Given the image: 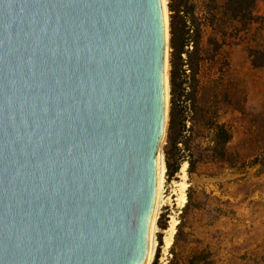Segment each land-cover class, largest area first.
Segmentation results:
<instances>
[{
	"label": "water",
	"instance_id": "95a60500",
	"mask_svg": "<svg viewBox=\"0 0 264 264\" xmlns=\"http://www.w3.org/2000/svg\"><path fill=\"white\" fill-rule=\"evenodd\" d=\"M168 49L162 0H0V264H147Z\"/></svg>",
	"mask_w": 264,
	"mask_h": 264
},
{
	"label": "rangeland",
	"instance_id": "374dc122",
	"mask_svg": "<svg viewBox=\"0 0 264 264\" xmlns=\"http://www.w3.org/2000/svg\"><path fill=\"white\" fill-rule=\"evenodd\" d=\"M226 2L217 0L220 6ZM254 19L246 27L204 26L199 66L181 69L176 116L185 131L179 150L169 156L177 171L170 180L164 176L151 264L156 256V264H168L194 248L208 250L214 264H264V67L253 68L248 58L249 49L264 47V1L256 3ZM167 57L170 86V46ZM216 124L231 135L223 156L212 150ZM168 126L169 117L164 164ZM175 222L165 249V231Z\"/></svg>",
	"mask_w": 264,
	"mask_h": 264
},
{
	"label": "trees",
	"instance_id": "16d2710c",
	"mask_svg": "<svg viewBox=\"0 0 264 264\" xmlns=\"http://www.w3.org/2000/svg\"><path fill=\"white\" fill-rule=\"evenodd\" d=\"M264 0H227L220 6L217 0H168L170 34V113L166 144L163 154L166 166V179L170 180L177 170L172 171L170 153L179 150L185 124L176 116L177 92L183 66H199L203 27L219 23L238 24L246 27L254 19L255 5ZM192 50H189V48ZM183 55L185 58H183ZM248 58L253 68L264 67V47L248 50ZM213 152L225 155L226 145L231 135L224 125H214ZM189 199V198H188ZM188 205V202L186 203ZM161 229L164 226L159 224ZM178 233L175 234L177 237ZM160 243V240H159ZM157 256L152 264H156ZM168 264H214L211 253L206 249L194 248L181 256H173Z\"/></svg>",
	"mask_w": 264,
	"mask_h": 264
},
{
	"label": "bare ground",
	"instance_id": "6f19581e",
	"mask_svg": "<svg viewBox=\"0 0 264 264\" xmlns=\"http://www.w3.org/2000/svg\"><path fill=\"white\" fill-rule=\"evenodd\" d=\"M163 2V12H164V19H165V23L167 20V14H166V0H162ZM167 36V34H166ZM168 38V37H167ZM167 71H168V65H166L165 62V73L167 75ZM166 101H167V106H168V86H166ZM180 173L182 174V176H185V165H182L181 171ZM164 176H165V164L163 161V156L160 154L158 157V163H157V185H156V193H155V200H154V221L156 220L159 210L162 206V190H163V184H164ZM181 176V177H182ZM182 179V178H181ZM185 179V178H184ZM183 179V180H184ZM181 189L182 191L185 190L186 185L181 184ZM180 206H182L185 203V194H183V192L180 191ZM153 225L151 226V234H150V240H149V248H148V255H147V264H150L151 261L154 258V254H155V250H156V240H155V226ZM176 222L173 223L165 232H166V236L164 238V248L168 249L171 246V241L172 238L174 236V232H175V226H176Z\"/></svg>",
	"mask_w": 264,
	"mask_h": 264
}]
</instances>
